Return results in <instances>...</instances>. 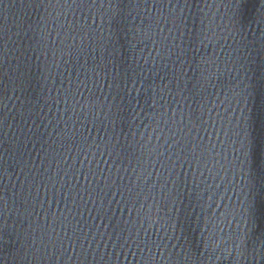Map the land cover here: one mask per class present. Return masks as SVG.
<instances>
[{
	"label": "water",
	"instance_id": "95a60500",
	"mask_svg": "<svg viewBox=\"0 0 264 264\" xmlns=\"http://www.w3.org/2000/svg\"><path fill=\"white\" fill-rule=\"evenodd\" d=\"M0 264H264V0H0Z\"/></svg>",
	"mask_w": 264,
	"mask_h": 264
}]
</instances>
